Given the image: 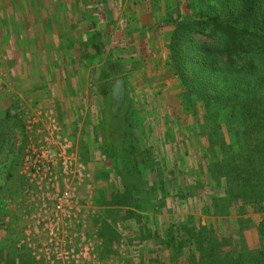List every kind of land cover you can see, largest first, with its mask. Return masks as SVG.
<instances>
[{
	"label": "rangeland",
	"instance_id": "374dc122",
	"mask_svg": "<svg viewBox=\"0 0 264 264\" xmlns=\"http://www.w3.org/2000/svg\"><path fill=\"white\" fill-rule=\"evenodd\" d=\"M3 3L4 7L9 6L11 17L15 12L21 13L10 19L14 26H17L18 21L24 26L28 20L31 21L30 30H25L23 34L31 37L33 41L43 39L45 52L42 65L24 64L19 69L20 74L15 73L16 75L13 76L9 69L7 70L9 64L2 53L4 50L0 47V264H61L62 262L58 258L54 260L53 256L41 254L43 245L49 241L43 232L49 223L40 224L35 216L46 210L44 205L51 206V200H43L42 204L41 196L50 195V198H53L56 193H53L54 190L44 189L42 194L38 190L39 186L38 188L32 186L33 184L25 173L24 159L30 144L29 134L31 133V128L27 125L28 118H36V115L40 113L45 117L47 114L52 115L58 125V135L64 138L69 136L68 139L74 143V147L80 146L81 148L82 145L85 148L84 158L88 163H102L97 171H92V173L87 171L83 186H97L100 180L109 183L111 178L109 172L112 167L105 169L108 162L106 163L104 159L109 154L107 153L105 130L107 114L104 95L107 96V85L112 82L118 85L115 91L117 99L123 100V95L127 94L128 103L123 112V118L126 121L128 137L123 143L129 142L131 145L128 143V147L132 148L138 136L143 151L139 156L132 149H127V147L124 149V144H115V151L121 157L116 162L122 165L123 161L124 163L131 161L125 157L128 153L134 155L138 164L140 162L139 172H142L140 176L139 174L135 176L133 183H138L139 177L144 178L148 169L154 167L149 157L151 152L147 151L148 146H152L155 141L157 147L158 142L166 146L172 141L168 147L173 153L179 148V160L173 159L171 162L170 159L166 161L163 158L160 166L156 167L164 172L170 168L177 169L179 172L175 180L179 186H171L169 191L167 186H164L170 192V197L176 198L177 201H175V206L172 205L175 212L172 211L174 218L172 217L169 223L171 226L174 225L175 229L183 224H190V218L194 217V221L199 219V222L195 221L196 223L204 224L203 226L216 225L219 231L226 234L222 220L205 215L204 207L201 206L204 201L191 197L185 198L180 194L183 187L187 188L190 184L193 186V184L203 182L199 177V170L196 169L201 164V160L200 157L195 158V155L201 156L198 149L203 150V145L206 146V143L199 138L201 145L199 147L197 141L193 139L191 129L196 128V121L193 117L185 116L181 112L179 99L181 89L166 70V55L163 48H158L148 55L146 53V55L137 56L138 58L132 60L130 55L123 50L119 54L116 53L123 59L116 68L112 64L110 49L103 54L102 44L95 45V49L90 47V42L97 43L94 40L96 35L92 36V29L91 32L87 31V26L93 23L86 21V12L89 7L81 4L80 0H0V5ZM91 4L96 8H93L92 14L97 13L108 18V24L110 22L116 24L114 26L116 35L123 21L125 24L129 21L127 16H130L132 11L140 9L143 2L142 0H93ZM14 6L17 7V11L13 9ZM141 16V13L137 14L138 22ZM95 22L99 26L98 21ZM36 68L44 74L43 81H33L29 84L31 75L27 74H32ZM121 81L126 83L125 90L122 88ZM123 91L126 92L122 93ZM125 112H127V117ZM130 112L136 114V119L128 118ZM161 121H167L172 125L171 135L158 126V122ZM139 123L147 124L143 133L136 132L138 129L136 125ZM152 126L154 132H152ZM66 130L69 132L68 136L63 133ZM82 133L84 135L87 133L84 140L78 137ZM124 150L125 154H123ZM99 171L101 175H98ZM117 176L119 186L113 189L116 196L125 194L127 187L123 186V176L119 174ZM167 176L166 182H169L170 177ZM196 179L200 182H195ZM104 184L106 183H102ZM139 187L137 186L138 193L134 189V197H132L135 202L134 207L139 203L145 204L146 201L151 200L150 198H158L153 191H151L152 194L151 192L148 195L142 194ZM141 187L144 188V186ZM93 190L96 193V189L93 188ZM166 190H162L159 194L162 195ZM99 192H97L99 197L107 199L104 192ZM219 193L221 192L216 191V194ZM128 205L120 208L119 213L112 215L106 214L107 211H112L110 206L97 205L94 212L97 216L109 218L112 221L116 218L127 219L129 212H132V208ZM253 220L258 223L261 217L253 216ZM119 223L116 225L118 226ZM103 226L104 224L102 228ZM105 226L110 225L105 224ZM120 226L123 229V223H120ZM163 226L166 225L163 224ZM113 232L117 235L116 237ZM124 232L125 230L120 232L119 229L117 232L108 231L107 233L106 231L109 240L106 242L104 239L105 242L101 246L100 263L133 264L138 259L145 261L141 260V264L151 262L150 255L145 253L139 255L137 249H132L131 253H128L127 244L123 248L120 247L121 240L125 239L120 234L124 235ZM169 240L167 237L166 244ZM247 241L251 248L257 245L258 241L254 232L247 234ZM165 242L161 245H166ZM168 249L171 252V248L168 247ZM189 250L191 253L192 249ZM172 251L173 256L175 250ZM189 254L186 256L185 253L186 260Z\"/></svg>",
	"mask_w": 264,
	"mask_h": 264
},
{
	"label": "trees",
	"instance_id": "16d2710c",
	"mask_svg": "<svg viewBox=\"0 0 264 264\" xmlns=\"http://www.w3.org/2000/svg\"><path fill=\"white\" fill-rule=\"evenodd\" d=\"M92 1L80 0L89 7L86 21L93 23L87 31L96 35L97 43L90 42V47L102 44L103 54L110 49L116 68L123 50L132 60L162 47L166 70L181 89V112L196 121L193 139L199 147L200 139L206 143L198 149L201 156L195 155L201 160L196 169L203 182L196 179L200 183L183 187L180 194L204 201L205 215L222 220L227 233L192 217L190 224L168 234L169 246L179 239L174 258L184 257L190 246L187 264H264V0H142V7L127 16L129 21H123L116 35L114 22L92 14ZM107 87L106 121L117 135L124 124L127 94L117 99L118 85ZM130 113L128 118L136 119ZM125 189L110 202L100 197L99 206L112 207L106 214L119 213L134 197V189L138 193L137 186ZM162 199H171L170 192ZM253 216L261 220L255 223ZM249 232L258 241L254 248L247 241Z\"/></svg>",
	"mask_w": 264,
	"mask_h": 264
},
{
	"label": "crops",
	"instance_id": "0c3cea01",
	"mask_svg": "<svg viewBox=\"0 0 264 264\" xmlns=\"http://www.w3.org/2000/svg\"><path fill=\"white\" fill-rule=\"evenodd\" d=\"M4 1V0H3ZM10 5V4H7ZM11 6V5H10ZM9 6H5L4 7V3L0 5V15H2V17L0 18V47L1 49L4 50L3 55L4 57H6V60L9 64L7 70L9 69L11 75L15 76L17 73L18 75L19 73V69L21 68V66H23L24 64H32L33 66L35 64H40L42 65L43 59H44V52H45V41L43 39H39V40H35L33 41V39L27 35H24V31L25 30H30L31 27V21H27L25 24V26L23 24H21L19 21L16 22L17 26H14L11 22L10 19H12L13 17L20 15L19 13L15 12L17 11V7L14 6L13 9H15V14L11 17L10 16V8ZM2 13V14H1ZM29 27V28H28ZM44 27V26H43ZM10 31V33H8ZM16 32V33H15ZM16 73V74H15ZM27 75H31V78L29 80V84H31V82H42L43 78H44V74H42V72L36 68L35 72H33L32 74H27ZM34 79V80H33ZM124 93V91L122 92ZM125 107V105H124ZM124 124L122 126V130H120V134L114 135V133L111 130V126L109 125V123L106 122V138H107V150H108V156L105 157V161L106 163L108 162V166L107 168H105L106 170H108V168H110V166L112 167V170L109 172V174L111 173V178L109 180V183L107 182H103L100 180V182L98 183L97 186H90L92 189V193H90V198H91V203L95 206L98 205V200H99V196L97 195V192L100 193L104 192L106 197H107V201H111L112 198L115 195V192L113 189L116 188V186H119V177L117 176V174L122 175L123 176V186H140L139 187V191L144 194V195H148L149 192L153 191L155 192L154 194L157 195L158 198H150L151 200H148L145 202V204H141L139 203L140 209L135 210L134 209V200L132 198H130V200L128 201V207L132 208L131 210L135 213V216L133 217H128L127 219H119L116 218L114 219V221L106 219L104 217H102L98 222H97V230L100 233V237L105 241L109 238V235L107 234L108 231H118L117 227L120 225V223H123V234H120V236L125 239V244H127L126 248L128 249V253H131V250L133 249H137L139 255L141 254H146V255H150V261L149 263H143V264H187V260L184 257H181L180 259H175L172 253H173V244L172 246H169L168 244H166L165 241H167V237L168 234L171 233L172 230H175L173 228L174 225L171 226V224L169 222H171V218L173 216L172 211L174 212V208L172 207V202H173V198L166 200L164 202V200L162 199V195L159 194V192H162V190H166L164 188V186H168L167 188H170L171 186H179L178 182H176L175 180H177V176L179 175L178 170H173V168H170L169 170H167V172H164L161 168H156L160 166V163L162 162V159L164 158L166 161L167 160H179V155H178V150L176 149L174 151V153L172 152L170 145L172 143L169 142L167 143V145L165 146L164 143L162 142H158L159 146L157 147V143L156 141L154 142V144L151 146L149 145L147 148V151L151 152L149 154V157L152 161V166H154L151 172L148 169V172L144 175V178L139 177L138 183H133L135 176L137 174H139L138 176H140L142 174V172L140 173V162L138 164V162L135 160V156L131 155V154H127V156H125L126 158L131 159V161L125 162L123 161L122 165L118 162H116L118 159H120V155L118 154V152L115 151L114 145L115 144H124V149L125 147H127V149H132L134 151H136V153L140 156V153L143 152L142 151V146H141V141L140 137L137 136V140L135 145L131 148L128 147V143H123V141H127L126 137H128L126 135V121L125 119H123ZM169 122L167 121H161L158 122V126L163 130L167 131L170 133V135L172 134V125L168 124ZM134 124H132L133 126ZM138 129L136 130V132L138 133H143L146 129L147 124L141 125L140 123L138 125ZM135 127V126H134ZM153 127V126H152ZM152 132H154V127L152 129ZM65 134V136H68L69 132L66 130L63 132ZM75 134V133H74ZM71 135V134H70ZM114 135V136H113ZM69 137V136H68ZM66 137V138H68ZM71 137V136H70ZM79 139H85L87 137V133L84 135L83 133L80 134V136H78ZM73 138V137H72ZM75 138V137H74ZM79 143V142H78ZM130 144V143H129ZM131 145V144H130ZM169 145V147H168ZM139 148V150H138ZM85 148L81 145L76 147V152L77 154L82 158L86 170L90 171L92 173V171L95 172V170L97 171L98 168H101L102 163L100 162H93L94 164H90L88 163V161H86V158H84V152L83 151ZM144 149V148H143ZM146 151V150H145ZM126 151L124 150L123 154H125ZM176 153V154H175ZM86 156V153H85ZM110 156V157H109ZM103 159V157H101ZM93 160V158H92ZM97 160V159H95ZM138 161H140L137 158ZM99 161V159H98ZM95 165V166H94ZM96 167V168H95ZM104 169V168H102ZM111 169V168H110ZM107 172V171H106ZM98 175H101V172H98ZM95 174V173H94ZM167 175H169L170 177V181H167ZM102 183H106L104 185H102ZM167 183V184H166ZM141 186H144V188H142ZM188 186H191L188 185ZM193 186H195L193 184ZM93 188L96 189V193L94 192ZM171 189V188H170ZM169 190V189H167ZM166 190V192L168 193V191ZM151 192V194L153 193ZM165 193V192H164ZM85 197V194H84ZM176 201V200H175ZM177 202V201H176ZM165 204V206L167 207H162V205ZM173 209V210H172ZM204 217V216H203ZM124 220V221H123ZM199 222V219H196ZM112 221V222H110ZM120 222V223H119ZM197 222V223H198ZM117 223L118 226L116 225ZM104 224L103 228L102 225ZM106 225H110L105 226ZM163 224H165L166 226H168V228H166V226H163ZM204 225V224H203ZM114 228V229H113ZM107 231V233H106ZM115 234V232H113ZM111 233V234H113ZM177 236V234H175ZM117 235L115 234V237ZM175 236V237H176ZM107 238V239H106ZM121 240V241H122ZM179 240L176 237V243H178ZM104 241V242H105ZM163 242H165L166 245H161ZM169 243V241H168ZM144 245V246H143ZM132 246H136V247H132ZM171 248V252L168 249ZM191 247L185 249V253L186 256L190 253L189 249ZM188 253V254H187ZM152 254V255H151ZM146 259V258H144ZM141 260L142 259H138V261L136 263L133 264H141ZM143 262H145L144 260H142ZM175 261V262H173ZM134 262V261H133Z\"/></svg>",
	"mask_w": 264,
	"mask_h": 264
},
{
	"label": "built area",
	"instance_id": "2783aa9c",
	"mask_svg": "<svg viewBox=\"0 0 264 264\" xmlns=\"http://www.w3.org/2000/svg\"><path fill=\"white\" fill-rule=\"evenodd\" d=\"M27 125L31 133L24 159L25 173L42 194L44 189L56 193L53 198L41 196L42 204L43 200H51V206L44 205L46 210L35 216L40 224L49 223L43 230L49 241L41 254L58 258L61 264H102L99 254L104 240L97 230L101 217L94 212L91 187L83 186L87 170L74 143L58 135L52 115L37 114L36 118H28ZM125 243L122 240L120 247H125Z\"/></svg>",
	"mask_w": 264,
	"mask_h": 264
}]
</instances>
